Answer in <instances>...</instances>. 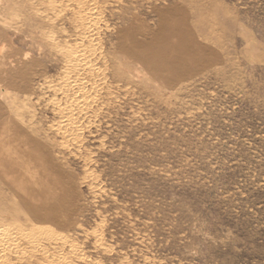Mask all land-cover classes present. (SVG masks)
Segmentation results:
<instances>
[{"label": "rangeland", "instance_id": "rangeland-1", "mask_svg": "<svg viewBox=\"0 0 264 264\" xmlns=\"http://www.w3.org/2000/svg\"><path fill=\"white\" fill-rule=\"evenodd\" d=\"M4 44L0 264H264V0H5Z\"/></svg>", "mask_w": 264, "mask_h": 264}, {"label": "bare ground", "instance_id": "bare-ground-1", "mask_svg": "<svg viewBox=\"0 0 264 264\" xmlns=\"http://www.w3.org/2000/svg\"><path fill=\"white\" fill-rule=\"evenodd\" d=\"M5 3V0H0V5H2V4H4ZM52 5V4H51ZM89 10V9H88ZM91 12V11H90ZM39 13V12H38ZM86 14H88V13H86ZM102 15H103V13H102ZM89 17V16H88ZM87 17V19H89ZM98 17H99V15H98ZM92 18V17H91ZM85 22V21H84ZM94 22V21H93ZM86 23V22H85ZM94 24V23H93ZM89 25V24H88ZM78 26V25H77ZM84 27H86V25H83ZM82 26V27H83ZM87 29V28H86ZM94 32V31H93ZM92 33V32H91ZM52 35V34H51ZM78 36V35H77ZM87 36V35H86ZM93 37H94V35H93ZM82 43V42H81ZM79 45V44H78ZM69 46V45H68ZM8 48H10L9 46H7L6 44H4V45H2V46H0V57H5V53L8 51ZM97 48V47H96ZM98 52V51H97ZM76 54V53H75ZM77 57V56H76ZM82 58V57H81ZM69 61V60H68ZM4 63V62H3ZM76 63V62H75ZM79 63V62H78ZM70 65H72V64H70ZM86 67V66H85ZM85 67H84V69H85ZM77 71H79L78 69H77ZM101 71V70H100ZM73 72V71H72ZM80 76V75H79ZM102 77V76H101ZM64 80V79H63ZM84 81V80H83ZM83 81H82V83H83ZM78 83V82H77ZM105 85V84H104ZM55 89V88H54ZM57 89V88H56ZM93 89V88H92ZM97 89V88H96ZM84 90V89H83ZM61 91V90H60ZM60 91H58V92H60ZM79 92V91H78ZM101 92V91H100ZM94 93V92H93ZM87 94V93H86ZM97 94V93H96ZM88 97V96H87ZM91 97V96H90ZM52 101V100H51ZM84 101V100H83ZM75 103V102H74ZM67 105V104H66ZM80 105V104H79ZM85 105V104H84ZM78 107V106H77ZM62 108V107H61ZM99 111V110H98ZM71 112H72V110H71ZM83 112V111H82ZM79 115H81V113L79 114ZM85 117V116H84ZM73 119V118H72ZM76 119V118H75ZM68 120V119H67ZM65 121V120H64ZM64 123V122H63ZM62 123V124H63ZM79 126V125H78ZM62 127V126H61ZM61 130H63V129H61ZM82 130V129H81ZM66 132V131H65ZM62 133H63V131H62ZM70 135V134H69ZM64 137V136H63ZM78 141V140H77ZM79 144H81V143H79ZM82 145V144H81ZM62 147V146H61ZM78 157V156H77ZM87 164V163H86ZM87 166V165H86ZM95 220V219H94ZM49 230V229H48ZM0 232H1V230H0ZM93 232H96V231H93ZM44 233V232H43ZM48 233V232H47ZM99 234V233H98ZM28 235V234H27ZM38 235V234H37ZM36 235V236H37ZM30 236V235H29ZM47 236V235H46ZM99 236V235H98ZM7 237V236H6ZM24 237V236H23ZM33 237V236H32ZM35 237V236H34ZM33 237V238H34ZM9 238V237H8ZM40 238V237H39ZM64 238V237H63ZM67 239V238H66ZM2 240V239H1ZM36 241V240H35ZM73 245V244H72ZM96 247V246H95ZM23 248V247H22ZM74 248V247H73ZM5 249V248H4ZM18 249V248H17ZM76 249V248H75ZM79 250V249H78ZM66 255V254H65ZM76 256V255H75ZM74 256V257H75ZM2 257V256H1ZM56 257V256H55ZM60 257V256H59ZM81 257V256H80ZM128 257V256H127ZM65 258V257H64ZM68 258V257H67ZM11 259V258H10ZM32 259V258H31ZM85 261V260H84ZM12 263V262H11ZM10 263V264H11ZM60 263V262H59ZM67 264V263H66ZM104 264V263H103Z\"/></svg>", "mask_w": 264, "mask_h": 264}]
</instances>
